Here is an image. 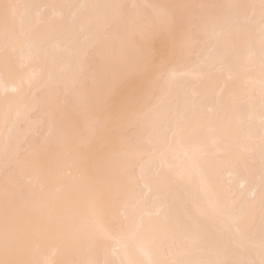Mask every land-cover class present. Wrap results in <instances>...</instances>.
I'll return each instance as SVG.
<instances>
[{"label":"bare ground","instance_id":"1","mask_svg":"<svg viewBox=\"0 0 264 264\" xmlns=\"http://www.w3.org/2000/svg\"><path fill=\"white\" fill-rule=\"evenodd\" d=\"M5 258L264 261L262 0H0Z\"/></svg>","mask_w":264,"mask_h":264},{"label":"snow or ice","instance_id":"2","mask_svg":"<svg viewBox=\"0 0 264 264\" xmlns=\"http://www.w3.org/2000/svg\"><path fill=\"white\" fill-rule=\"evenodd\" d=\"M3 7L5 9L4 19H5V23L7 24V22H8L7 9L9 7H19V6L4 5ZM262 7H264V0H262ZM7 250H8V241L6 239L5 240V252H6V254H7ZM0 264H28V262L5 258V259H0ZM192 264H226V262H220V261H195V262H192ZM261 264H264V261H262Z\"/></svg>","mask_w":264,"mask_h":264}]
</instances>
